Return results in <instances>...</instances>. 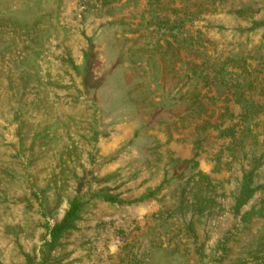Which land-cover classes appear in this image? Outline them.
Segmentation results:
<instances>
[{"label":"rangeland","instance_id":"374dc122","mask_svg":"<svg viewBox=\"0 0 264 264\" xmlns=\"http://www.w3.org/2000/svg\"><path fill=\"white\" fill-rule=\"evenodd\" d=\"M0 264H264V0H0Z\"/></svg>","mask_w":264,"mask_h":264}]
</instances>
